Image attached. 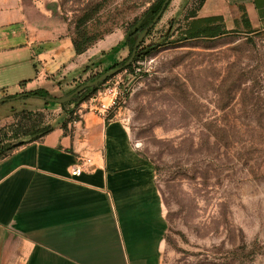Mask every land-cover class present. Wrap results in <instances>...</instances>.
I'll use <instances>...</instances> for the list:
<instances>
[{
    "label": "rangeland",
    "instance_id": "1",
    "mask_svg": "<svg viewBox=\"0 0 264 264\" xmlns=\"http://www.w3.org/2000/svg\"><path fill=\"white\" fill-rule=\"evenodd\" d=\"M44 1L72 38L85 32L95 39L88 53L98 54L80 87L106 70L104 56H114L109 66L129 57L126 37L155 0ZM199 1L171 0L137 47L143 31L136 37L133 51L159 46L127 71L133 89L116 111L132 146L153 167L166 222L160 264H264V30L246 33L240 22L219 38L177 41ZM83 103L5 101L1 145L12 127L73 124L72 111L86 110Z\"/></svg>",
    "mask_w": 264,
    "mask_h": 264
},
{
    "label": "crops",
    "instance_id": "2",
    "mask_svg": "<svg viewBox=\"0 0 264 264\" xmlns=\"http://www.w3.org/2000/svg\"><path fill=\"white\" fill-rule=\"evenodd\" d=\"M240 8L264 30V0H206L198 17L221 16L231 31ZM89 51L75 53L68 24L44 0H0V99L65 96L88 75L98 54ZM78 116L0 160V264H160L166 222L152 165L119 112ZM79 156L95 168L71 177Z\"/></svg>",
    "mask_w": 264,
    "mask_h": 264
},
{
    "label": "trees",
    "instance_id": "3",
    "mask_svg": "<svg viewBox=\"0 0 264 264\" xmlns=\"http://www.w3.org/2000/svg\"><path fill=\"white\" fill-rule=\"evenodd\" d=\"M164 1L165 0H155L147 8V10L142 14V17L140 19H137L136 22L134 23L133 25L134 28L132 32L126 37V41H125V46L128 47L130 50L129 57L132 54L133 44L136 40V37L151 23V21L154 19L156 14L161 9V6L164 3ZM204 1L205 0H200L196 9L190 12V14L187 16L185 25L183 27H180L179 29V38L177 41L182 42V41H190V40H197V39H214V38H219L221 36L227 35L231 32L226 29L224 20L221 16H210V17H198L197 16V10L201 8ZM167 6L165 7V9L167 8ZM83 21L84 20L80 21V24L83 23ZM240 22H241L243 29L246 31V33H251L254 31L251 29L249 21L245 13L242 14ZM80 24H78V27L76 26L78 30H79ZM78 35H79L78 39L72 38V44H73L75 53L82 54L88 50V48L93 44L95 39L94 37L89 36L85 32H82V33L78 32ZM158 46L159 45L152 44L150 46L142 47L138 49L134 55V58L131 64L128 67L123 68L122 71L130 70L133 63L144 60L154 50H156ZM128 58L124 59L121 63H117L109 67L108 69L114 68L116 66L122 67L126 63ZM108 69L102 71L101 73L96 74L90 79V81H94L101 74L105 73ZM108 80L109 79H107L106 81ZM90 81H87V82H90ZM104 83L99 84L97 87L83 90L80 94L76 95L70 102L64 105H60L58 107L64 108L65 106L72 105L74 103L76 105H78L79 103L80 104L83 103L84 101L87 100L86 97L88 94L96 93L98 91L99 86H101ZM78 87L76 86L68 94L72 93ZM19 96L31 97V98H41V97H45L46 93L42 92L41 90H33L27 93H23L22 95L16 94L14 96L6 97V100L8 101L11 99H15L16 97H19ZM75 113H76V110L72 111V115H74ZM61 126L64 130H67V121L63 122ZM52 130H53V127H50V126L41 127L40 129H35V128L30 127L24 131H22L21 128L19 127H17V129H14L12 127L11 129L12 135L10 136L11 139H9V143L2 146L1 145L2 141H0V160L9 156L14 150L24 145L30 144L35 141H39L45 135L49 134ZM24 139H27V141H23ZM15 141H19V142L14 143Z\"/></svg>",
    "mask_w": 264,
    "mask_h": 264
},
{
    "label": "built area",
    "instance_id": "4",
    "mask_svg": "<svg viewBox=\"0 0 264 264\" xmlns=\"http://www.w3.org/2000/svg\"><path fill=\"white\" fill-rule=\"evenodd\" d=\"M132 89L133 76L127 71H124V77L116 76L108 80L105 83L104 88L99 89L95 94H93L81 105V108L85 107L87 110L94 112L100 118L107 119L112 112L120 110L126 105ZM78 115L79 110L75 113V116ZM78 120L79 116L78 119L73 121V124L78 122ZM94 168L95 165L90 158L79 156L76 165L70 169V175L71 177H79L82 173L92 171Z\"/></svg>",
    "mask_w": 264,
    "mask_h": 264
},
{
    "label": "water",
    "instance_id": "5",
    "mask_svg": "<svg viewBox=\"0 0 264 264\" xmlns=\"http://www.w3.org/2000/svg\"><path fill=\"white\" fill-rule=\"evenodd\" d=\"M170 1L171 0H165L164 1V3L161 6V9L156 14V16L154 17V19L151 21V23L140 34V36H139V38H138V40L136 42V47L139 45V43L141 42V40L143 39V37L159 21L161 15L163 14V12L165 10V7L167 6V4ZM135 52H136L135 50L132 52L131 56L129 57V59L126 61V63L122 67H117V68H114L112 70L106 71L105 73L101 74L94 81H90V82L85 83L84 85H81L76 90H74L72 93L67 94V95H65V96H63L61 98H44V100L46 102H50V103H54V104H58V105H64V104L70 102L76 95L80 94L83 90L88 89V88L97 87L99 84L104 83L107 79H109L110 77H112L116 73L120 72L123 68L128 67L131 64V62H132V60L134 58ZM19 97H22V96H19ZM19 97H16V98H19ZM5 101H7V100L6 99H0V104L4 103Z\"/></svg>",
    "mask_w": 264,
    "mask_h": 264
},
{
    "label": "flooded vegetation",
    "instance_id": "6",
    "mask_svg": "<svg viewBox=\"0 0 264 264\" xmlns=\"http://www.w3.org/2000/svg\"><path fill=\"white\" fill-rule=\"evenodd\" d=\"M117 67H120V66H116V67H114V68H117ZM114 68L108 69L107 71L112 70V69H114Z\"/></svg>",
    "mask_w": 264,
    "mask_h": 264
}]
</instances>
